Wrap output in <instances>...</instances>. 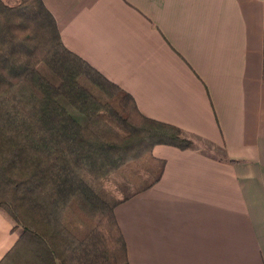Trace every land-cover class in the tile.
<instances>
[{"label":"crops","instance_id":"0c3cea01","mask_svg":"<svg viewBox=\"0 0 264 264\" xmlns=\"http://www.w3.org/2000/svg\"><path fill=\"white\" fill-rule=\"evenodd\" d=\"M63 43L181 127L116 208L130 264H264V0H43ZM0 209V260L20 233Z\"/></svg>","mask_w":264,"mask_h":264},{"label":"trees","instance_id":"16d2710c","mask_svg":"<svg viewBox=\"0 0 264 264\" xmlns=\"http://www.w3.org/2000/svg\"><path fill=\"white\" fill-rule=\"evenodd\" d=\"M157 144L197 147L72 52L43 0H0V209L20 233L0 264H130L116 208L132 195L106 178L154 185L166 165Z\"/></svg>","mask_w":264,"mask_h":264},{"label":"rangeland","instance_id":"374dc122","mask_svg":"<svg viewBox=\"0 0 264 264\" xmlns=\"http://www.w3.org/2000/svg\"><path fill=\"white\" fill-rule=\"evenodd\" d=\"M39 67L48 77L52 76V71H50L44 63H42ZM147 156L148 155H145L144 157ZM130 169L134 170L136 175L140 177L141 180L150 181L149 174L141 168V165H139L138 161L131 162ZM106 185L115 193L118 198L131 195L132 192L136 189H139L140 186L138 183H134L128 177L120 173V171L109 174L106 178ZM13 224H15L14 221ZM17 231L19 232V230Z\"/></svg>","mask_w":264,"mask_h":264}]
</instances>
